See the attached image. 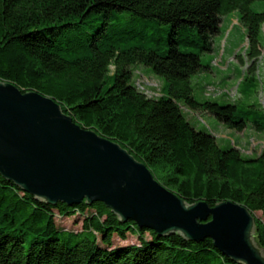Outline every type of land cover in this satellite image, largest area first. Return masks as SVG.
Instances as JSON below:
<instances>
[{"label": "trees", "instance_id": "trees-1", "mask_svg": "<svg viewBox=\"0 0 264 264\" xmlns=\"http://www.w3.org/2000/svg\"><path fill=\"white\" fill-rule=\"evenodd\" d=\"M253 1L0 0V80L53 97L74 121L125 147L187 202L231 200L264 215V147L250 156L232 144L222 147L182 110L210 113L238 131H264L262 107L199 100L191 81L210 69L200 56L213 50L221 17L233 10L246 33V56L256 61L264 12L254 10ZM127 13L168 24L165 35L115 22ZM135 63L164 77L159 96L135 85ZM248 72L242 81L253 79L252 65ZM63 216L79 219L80 229L59 227ZM255 227L264 248V222L256 217ZM61 229L68 234L59 236ZM129 235L134 242L116 241ZM0 264L242 263L208 237L161 236L121 222L99 201L50 205L0 175Z\"/></svg>", "mask_w": 264, "mask_h": 264}, {"label": "water", "instance_id": "water-1", "mask_svg": "<svg viewBox=\"0 0 264 264\" xmlns=\"http://www.w3.org/2000/svg\"><path fill=\"white\" fill-rule=\"evenodd\" d=\"M0 175L47 204L99 201L121 222L132 220L161 236L208 237L231 261L264 264L256 216L246 206L231 200L213 206L187 202L125 147L74 121L53 97L5 80H0Z\"/></svg>", "mask_w": 264, "mask_h": 264}, {"label": "rangeland", "instance_id": "rangeland-1", "mask_svg": "<svg viewBox=\"0 0 264 264\" xmlns=\"http://www.w3.org/2000/svg\"><path fill=\"white\" fill-rule=\"evenodd\" d=\"M251 7L259 12H264V0H255ZM237 10L222 15L220 30L213 36V50L201 54V62L210 65V69L201 71L191 77L194 95L197 99H215L220 103H255L264 109V25L260 35L259 56L254 63L246 56L247 40L243 26L238 20ZM122 26L139 29L146 26L150 33L165 35L168 24L158 22L155 18L141 17L135 14H123L119 20ZM253 66V79L242 81L250 76L248 68ZM112 68V67H111ZM133 70L132 80L135 85L144 90L148 96H159L165 85L163 76L154 73L150 67L135 63L131 65ZM240 84V85H239ZM242 88V93H241ZM228 91V92H227ZM186 118L197 129L211 132L217 143L226 147L229 144L236 146L243 156L257 154L264 147V131H257L251 126H246L238 131L226 127L210 113L192 111L182 106ZM254 215L264 222V215L255 211ZM75 216L61 217L56 219L57 225L69 230H79L81 223ZM62 228V227H61ZM68 232L60 230L59 236L64 237ZM119 243L134 242L130 235L126 241Z\"/></svg>", "mask_w": 264, "mask_h": 264}, {"label": "built area", "instance_id": "built-area-1", "mask_svg": "<svg viewBox=\"0 0 264 264\" xmlns=\"http://www.w3.org/2000/svg\"><path fill=\"white\" fill-rule=\"evenodd\" d=\"M140 89V88H139ZM228 92V91H227Z\"/></svg>", "mask_w": 264, "mask_h": 264}]
</instances>
